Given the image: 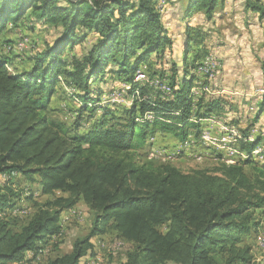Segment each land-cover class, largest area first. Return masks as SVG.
Instances as JSON below:
<instances>
[{
    "label": "trees",
    "instance_id": "16d2710c",
    "mask_svg": "<svg viewBox=\"0 0 264 264\" xmlns=\"http://www.w3.org/2000/svg\"><path fill=\"white\" fill-rule=\"evenodd\" d=\"M182 1L181 70L174 61L164 63L169 70H157L150 58L161 63L173 45L159 7L170 0H0V213L22 194L35 200L22 225L19 216L0 215V264H31L27 254L60 235L62 212L79 202L92 213L89 231L70 252L48 254L41 264H81L93 254L92 239L109 231L132 246L121 264H253L243 237L261 228L256 211L264 206V132L250 138L247 129L230 143L247 155L242 162L224 160L187 173L170 163L143 162L135 152L150 137L197 140L199 122L225 104L208 100L203 89L196 100L190 93L194 71L210 53L207 33L187 21L198 14L212 20L226 0ZM243 6L264 18L263 0H243ZM28 13L60 32L29 58L30 67L16 71L3 51L12 44L5 33ZM89 36V46L73 52ZM137 71L166 83L170 94L135 82ZM106 73L130 86L126 97L138 89L129 105L102 100L98 84ZM55 100L66 102L64 110ZM147 112L152 118L143 119ZM263 113L264 93L251 124ZM259 148L263 163L253 164L249 176L244 166ZM20 179L34 188L16 190ZM34 193L51 198L37 202Z\"/></svg>",
    "mask_w": 264,
    "mask_h": 264
},
{
    "label": "rangeland",
    "instance_id": "374dc122",
    "mask_svg": "<svg viewBox=\"0 0 264 264\" xmlns=\"http://www.w3.org/2000/svg\"><path fill=\"white\" fill-rule=\"evenodd\" d=\"M170 1V3H160L159 7L161 6L163 23L168 35L173 40V45L171 50L164 49L163 59H160L161 63L155 57L150 58V65H152V68H157V70L162 68L169 70V63L164 64L166 61H174L178 70H181L182 65V51L184 49L182 29L184 23H181L180 17L182 16L184 1ZM187 22L201 27V30L207 33L208 36L204 44L210 53L207 59L205 58L202 66L195 69L196 79L192 83L190 93L196 95L198 90L203 89L204 96L208 100L219 98L224 101L223 109L220 113L213 114L199 122L201 123L200 135L197 140H192L193 136L190 135L186 142L180 144L175 139L168 140L166 136H162L163 139H161L157 136L150 137L149 140L146 138L140 147L135 148V152L141 161L148 162L153 166L170 163L184 173L198 168L212 169L220 162H231L229 159L224 158L229 154L236 157V162L232 163L242 162L248 158L247 155L233 149L230 143L242 138V134H245L247 129H249L247 133H249L248 137L250 138L264 132V113L260 115L257 122L251 124L257 113L259 101L256 102L254 96L261 99L264 93V18H261L257 13L245 10L243 0H230L225 3L223 10L214 14L212 20L207 21L202 14H198ZM9 27L10 30L5 33V38L12 44L3 46L4 53H7L5 52L7 46H23L22 50L8 52L13 57L16 71L30 67L29 58H32L38 51L52 43L60 32L59 27L46 21L37 20L29 13L16 26ZM91 41L92 36H89L88 40L74 48L73 52H81L82 48L89 46ZM193 48H195V45H193ZM12 68L13 65L8 66L9 70ZM144 68L143 66L142 69ZM134 81L149 83L166 95L164 93L165 88L168 87L166 83L161 85L157 79L149 81L147 76L140 71L135 74ZM124 84L119 83L116 75L106 73L103 81L98 84L99 88L105 93L101 96L102 100L117 105H129L133 101V96H137L138 89L133 92L132 97L128 98L126 97V90L130 86ZM247 93L253 98L249 97L248 100H245V98H248L246 97ZM114 97H118L119 100ZM252 100L254 101L251 102L252 105H247ZM245 103L247 107L244 108ZM65 104V101L60 100L54 102L57 107L63 106L61 110H64ZM220 114L224 115L221 116ZM152 116L151 113L147 112L143 119H150ZM59 117L62 119L63 112ZM225 125H227V129H221V126ZM151 143L153 145H150ZM262 149L259 148L251 152L250 158L254 162L252 161V164L244 166V170L249 176L254 173L253 164L259 166L263 163V157L259 154L263 151ZM155 150L167 151L172 153L173 156L163 158L157 156ZM219 152H224L223 155H219L220 160L216 158ZM2 182L3 179L0 178V185H2ZM16 183L12 185L16 187V190L19 188L29 190L35 186L22 180L20 185ZM60 194V192H57V195ZM36 195L37 193H34V196ZM27 198L22 194V199L14 206V209L19 212L20 222L18 224L20 225L28 218V214H31L34 210L33 202L35 200ZM47 198L51 197H38L37 195L36 200L37 202H43ZM256 216L259 218L261 228L258 232L245 235L243 243L251 249L253 264H264V246L258 245L264 237V206L256 211ZM91 219L92 213L83 202H79L73 208L62 212L60 235L52 238L54 241L52 240V243H50L51 250L49 254L55 256L70 252L74 241L84 237L89 231ZM92 242L94 244L93 254L83 257L81 264H121L125 260L126 253L132 249L129 242L118 237L113 231L95 236ZM53 243H56L54 248L52 247ZM30 256V254L27 255V258H31ZM31 262V264H41L33 260Z\"/></svg>",
    "mask_w": 264,
    "mask_h": 264
},
{
    "label": "bare ground",
    "instance_id": "6f19581e",
    "mask_svg": "<svg viewBox=\"0 0 264 264\" xmlns=\"http://www.w3.org/2000/svg\"><path fill=\"white\" fill-rule=\"evenodd\" d=\"M210 67V66H208ZM203 69V68H202ZM203 71V70H202ZM206 72V71H205ZM203 73V72H201ZM147 81V80H146ZM148 82V81H147ZM164 89V88H163ZM139 93V92H138ZM166 95L170 94V90L167 88H165V92H164ZM137 94V93H136ZM234 153V152H233ZM237 154V153H236ZM28 195V194H27ZM15 210V215H18L19 212L18 210L14 209V207L10 208V209H7L5 212L2 213V215H6L7 214H11L12 216H14V211ZM1 215V214H0ZM7 216V215H6ZM2 217V216H1ZM264 236V235H263ZM55 236H52L50 237L49 239H47L45 241V243L39 247L36 251L34 252H30L28 253L27 255H31L30 257L33 258V261H36L38 262V256H39V253H45V258L47 257V255L49 254L50 250H51V247H50V243H52L51 241L53 240L52 238H54ZM51 239V240H50ZM54 241V240H53ZM259 241V240H258ZM264 241V237L261 239V242L260 243H263ZM116 244V243H115Z\"/></svg>",
    "mask_w": 264,
    "mask_h": 264
},
{
    "label": "built area",
    "instance_id": "2783aa9c",
    "mask_svg": "<svg viewBox=\"0 0 264 264\" xmlns=\"http://www.w3.org/2000/svg\"><path fill=\"white\" fill-rule=\"evenodd\" d=\"M23 49V46H20V47H11V46H7V50H5V52H11L12 50H22ZM202 70H204V69H202ZM213 71H215V70H213ZM165 79H162V81H164ZM125 85V84H124ZM124 87V86H123ZM201 91H197L196 92V96H195V100H196V98H197V96L199 95V93H200ZM114 98H116V99H118L119 100V98L118 97H114ZM220 125V123L218 124V126ZM224 125V124H223ZM221 129H227V125H225V126H221ZM155 153L157 154V156H161V157H163V158H170L171 156H173L172 155V153H169V152H167V151H156L155 150ZM224 158H226V159H229L231 162H236V157L235 156H231L230 154L228 155V156H225ZM14 211V216H19V215H15V210H13ZM1 215H2V213H0ZM258 245L259 246H264V241H263V243H258ZM115 249V248H114ZM45 259V253H39V256H38V263L40 262H42L43 260Z\"/></svg>",
    "mask_w": 264,
    "mask_h": 264
},
{
    "label": "crops",
    "instance_id": "0c3cea01",
    "mask_svg": "<svg viewBox=\"0 0 264 264\" xmlns=\"http://www.w3.org/2000/svg\"><path fill=\"white\" fill-rule=\"evenodd\" d=\"M227 1H230V0H226L225 3H226ZM249 95H250V94L247 93V96H246V97H248V98H245V100H248L249 97H252V98H253V96H249ZM254 97H255V99H256V102H257V100H260L259 97H258V98H256V96H254ZM255 99H254V100H255ZM251 102L253 103L254 101H253V100L250 101L249 103H247V105L250 104V106H251V105H252ZM243 107H244V108L247 107V106H246V103L243 105ZM220 115L222 116V115H224V114H220ZM238 115H239V114H238ZM235 116H236V115H235ZM238 118H239V116H238ZM238 118H235V119H238ZM2 177H3V176H2ZM2 179H4V178H2Z\"/></svg>",
    "mask_w": 264,
    "mask_h": 264
}]
</instances>
